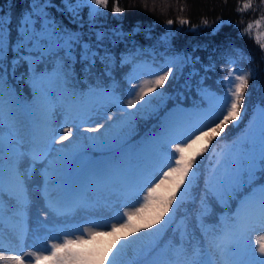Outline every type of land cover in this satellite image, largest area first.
Here are the masks:
<instances>
[{
    "label": "snow or ice",
    "instance_id": "6c2138e0",
    "mask_svg": "<svg viewBox=\"0 0 264 264\" xmlns=\"http://www.w3.org/2000/svg\"><path fill=\"white\" fill-rule=\"evenodd\" d=\"M61 4L28 0L14 39L11 15H0V264H27V255L34 258L33 264H264V98L255 105L259 119L215 151L217 138L230 125L239 127L245 118L246 98L251 100L246 90L256 71L250 66L229 68L220 82L225 85L222 94L205 87L206 77H201L195 86L197 99L190 108L181 107V98L187 99L198 75V57L166 50L157 68L137 62L143 50L135 45L127 55L117 57L113 48L141 31L139 25L129 33L97 31L96 17L102 14L100 8H107L108 0H61ZM260 5L264 8V0ZM85 6H89L88 32L81 16ZM52 8L70 15L69 22L77 28L69 29L56 20L49 11ZM249 8L252 0L243 5ZM122 11L114 4V14ZM178 22L189 24L183 18ZM201 22L208 24L206 19ZM166 23L171 25L173 20ZM254 29L256 42L264 50V14L243 32L251 36ZM169 35L161 41L167 43ZM237 56L244 59L242 53H229L227 62L235 64ZM126 65L131 69L126 81L132 98L125 106L118 94L122 82L114 73ZM20 67L24 71L17 76ZM185 69L189 71L183 85H178L176 107L167 110L138 145L128 147L136 119L157 113L173 99L166 95L165 85L170 79L183 78ZM145 73L153 78L140 79ZM104 77L110 82L96 83ZM20 81L30 97L16 87ZM108 107H118L119 117L109 115L104 123L81 128ZM90 150L114 154L89 161L71 179L70 165L84 160ZM205 153L215 160L206 175L197 159ZM37 165L42 182L36 190L54 217H70L95 207L90 196L102 192L117 204L127 206L132 201L139 206L123 215L116 211L107 231L93 230L107 226V220L89 219L93 228H85L75 239L64 232L62 243L43 249L46 255L25 253L26 218L33 202L28 181ZM201 176L203 195H193ZM105 203L111 207L109 201ZM6 212L11 221L7 237ZM66 227L56 230L63 232ZM106 237L111 240L104 244Z\"/></svg>",
    "mask_w": 264,
    "mask_h": 264
},
{
    "label": "trees",
    "instance_id": "16d2710c",
    "mask_svg": "<svg viewBox=\"0 0 264 264\" xmlns=\"http://www.w3.org/2000/svg\"><path fill=\"white\" fill-rule=\"evenodd\" d=\"M246 0H108L107 8H100L101 15L96 17L95 30L111 31L113 29L125 33L139 25L141 31L126 38L125 42L117 44L113 51L117 57L127 55L132 51L133 46L142 49L138 55V63H147L149 66L159 67L164 62V54H189L198 57L196 64L198 75L193 78L192 91L187 99L181 98V107L190 108L193 100L197 99L195 95L196 83L201 77H206L203 81L205 87H210L218 94H222L225 85L220 83L226 76L229 68L233 70H246L249 66L253 68L257 75L250 79L249 88L246 90L251 100L246 98V115L240 122L239 127L233 128L231 125L226 129V134H221L217 140L215 151L219 152L225 145L230 144L232 140L240 136L248 126L252 116L256 112V103L264 98V50L260 49L256 42V30L252 35L244 33V28L248 23L258 19L264 14V8L260 5V0H252V8L243 9ZM58 7H62L61 0H53ZM28 0H0V15H11L12 37L16 36L15 27L23 10L27 7ZM114 4L123 9L122 13L114 14L112 8ZM11 5V7H9ZM183 8V11H181ZM242 9V10H241ZM52 16L60 21L69 29L75 30L76 24L69 22L70 15H62L56 8L49 9ZM88 12L89 6L82 9L81 16L85 25L84 31L88 32ZM187 19L189 24L181 25L179 19ZM173 20L171 25H167V20ZM206 19L208 24L201 21ZM221 21L223 23H221ZM192 25H195L193 29ZM215 32L214 29H217ZM264 30V29H262ZM170 33V35H169ZM169 35L167 43L161 41V37ZM150 37V38H149ZM242 53L244 59L237 56L235 64H229L227 57L229 53ZM136 55V53H133ZM207 69V71H205ZM223 69V70H222ZM129 66L117 68L114 75L118 81H121L122 102L125 104L129 99L128 89L130 85L126 81V75L130 71ZM24 71L23 67L17 68L16 75L19 76ZM189 69L184 70V77L177 80H171L166 83L170 89L166 95L173 99L157 110V113L145 115L135 121V131L129 138V145H138L140 140L149 135L155 129L162 116L167 110L176 107V92L181 90L178 85H183L184 78L187 77ZM179 77V73H177ZM109 79L104 77L97 80L96 83H109ZM16 87L20 88L24 95L30 97V92L23 81H20ZM261 106H264L262 104ZM216 144V141L213 142ZM211 148V145H210ZM110 151L90 150L87 153L88 158L95 159L99 155H104ZM201 161L200 171L207 174L211 171L215 163L210 153H205L203 157H197ZM74 163V162H73ZM72 163V164H73ZM71 164V165H72ZM204 184L203 177L199 181V189H193V195H203ZM183 211V209H182ZM179 221V217L177 218Z\"/></svg>",
    "mask_w": 264,
    "mask_h": 264
},
{
    "label": "rangeland",
    "instance_id": "374dc122",
    "mask_svg": "<svg viewBox=\"0 0 264 264\" xmlns=\"http://www.w3.org/2000/svg\"><path fill=\"white\" fill-rule=\"evenodd\" d=\"M152 78H153L152 76L146 73L140 77V79H152ZM139 82L140 80L133 81V83H137V84ZM165 89L169 90L170 86L165 85ZM158 91L160 90L158 89ZM131 98L132 97L130 96L129 99ZM128 111H133V110H128ZM119 114L120 113L118 107H108L106 109H103L98 115L93 116L90 122L81 125V128L95 127L96 123H104L107 120V116L112 115L114 119H116L119 117ZM165 115L166 113H164L161 119H163ZM139 118L140 117H138L136 121H138ZM254 119L255 120L259 119L258 112L251 121H253ZM103 131L104 130L101 129V133L99 134H102ZM82 135L94 136V135H98V133H82ZM64 143L67 144L68 142L65 141ZM56 147H59V145H56ZM170 147L171 146H169V148ZM105 157L109 158L110 155H106ZM100 160H103V158L99 157L91 162H96ZM89 161L90 160H87L86 158L84 160L77 161L74 167H76L81 163L82 164L79 165V167L77 166L73 170L70 169L71 170L70 178L75 179L77 174L80 172V170H82L89 163ZM41 182H42V177H41L40 166L37 165L36 170L32 175V179L28 181L33 202L30 209L28 210V215L26 218V225L29 229V232L26 237V242L23 251L29 254L32 253L33 251H36L37 254L46 255L47 252L43 251V249L46 246H48V250H50L51 243H62L63 240L66 238L64 232L67 233V238L70 239H75L77 235H82L84 233L85 228H93V225L87 222L89 219H96L101 223L107 220L108 221L107 226L101 228H93V230H97V231H107L110 228L111 223L114 222L112 218L115 216L116 211H119V213L123 215L124 212L131 211L133 206L135 207L139 206L138 203H134L132 201H129L127 206H124V202H120V204H117V202L114 199H112L107 193L102 192V193L91 194L90 196L91 203L95 207L89 208L88 210H80L70 217H54L51 213L48 212L47 208L44 206L43 201L39 198L38 192L36 190V186L41 184ZM106 200L111 203L110 208L106 206L105 203ZM8 215L10 214L6 212V219L4 225V232L6 237L10 232V224H11V221H9L8 219ZM64 225H67L68 227L64 228L63 232L56 230L57 228L62 227ZM110 240H111L110 237H106L104 238L103 243L106 244L110 242ZM13 254L15 253H11V252L4 253V255H13ZM21 254L23 255V253ZM24 258L27 264H33L34 258L31 255H27Z\"/></svg>",
    "mask_w": 264,
    "mask_h": 264
}]
</instances>
